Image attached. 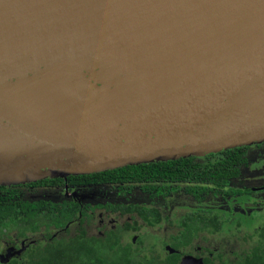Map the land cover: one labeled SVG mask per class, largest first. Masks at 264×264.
<instances>
[{"label":"water","instance_id":"obj_1","mask_svg":"<svg viewBox=\"0 0 264 264\" xmlns=\"http://www.w3.org/2000/svg\"><path fill=\"white\" fill-rule=\"evenodd\" d=\"M263 142L264 0H0V186Z\"/></svg>","mask_w":264,"mask_h":264},{"label":"trees","instance_id":"obj_2","mask_svg":"<svg viewBox=\"0 0 264 264\" xmlns=\"http://www.w3.org/2000/svg\"><path fill=\"white\" fill-rule=\"evenodd\" d=\"M250 148L241 146L205 156L125 165L99 172L69 175L64 179L46 178L0 186V246L1 240H12L14 235L31 239L21 253L24 264H176L177 254L174 253H138L122 249L103 251L97 243L98 239L55 240L46 245L32 242L30 232L36 234V239L48 237L53 228L59 225L58 216L64 214L55 207H48L49 202H29L27 197L41 189L61 186L63 181L72 185L107 183L119 189L120 193L138 186L150 196H165L181 190L196 200L221 191L225 197L248 191L230 184L231 180L239 177L240 167L247 164L246 154ZM187 215L183 223L185 230L202 227L206 230L213 223L210 211H194ZM225 221L223 218L216 224L221 225ZM246 245L223 261L212 256L205 257L203 264H264V236H258L252 244L250 241Z\"/></svg>","mask_w":264,"mask_h":264},{"label":"flooded vegetation","instance_id":"obj_3","mask_svg":"<svg viewBox=\"0 0 264 264\" xmlns=\"http://www.w3.org/2000/svg\"><path fill=\"white\" fill-rule=\"evenodd\" d=\"M248 147L260 149L264 148V142L259 144H252ZM218 153V152H217ZM215 154V153H209ZM208 155V154H206ZM205 156V155H204ZM247 164L240 167L239 177L231 180L230 186H234L240 190H246L242 193L234 195H223V191L216 194H209L202 200H196L189 194L179 190L170 195L165 196H150L142 192L138 186H132L124 189L120 193L119 189L107 183H80L76 185L68 184L66 181L62 182L61 186L50 187L49 189H41L35 193L29 194L27 200L29 202L43 201L49 202L48 207H55L64 215L59 217V225L53 228V231L48 237L41 236L35 238V233L29 234L33 239L32 242L46 245L55 240L68 242L73 238L82 239H98V245H101L103 251L124 250L138 253H174L177 254V263L183 255H194L196 258L203 259L205 257H215L223 261L226 257L222 251L210 244L213 236L219 235L223 230V225L228 221L229 216L224 215L222 209V201L228 200L230 197L239 195H250L256 192L264 191V184L258 186L238 185L243 177V169H246L249 163L248 155L246 154ZM59 192L68 193L71 196L50 197L44 196L45 192ZM101 191L110 194V197H102L94 201H78L72 197L73 194L80 192ZM41 194V195H40ZM139 194L144 199L134 200L133 195ZM175 196H183L189 202H185L189 207L181 210L174 220L168 216L170 209L169 200H175ZM251 206H257L264 203V199L255 200L251 195ZM219 200L220 204H216V209L213 204L207 203L211 198ZM173 202V201H172ZM192 205V207H190ZM221 206L218 210V206ZM43 207V206H42ZM47 209L46 207H43ZM56 210V211H57ZM197 211H210L213 223L209 229H195L192 231L185 230L184 221L187 214ZM225 219L224 223L217 225L216 222ZM163 222L164 228L168 231L162 236H158L153 231L159 227ZM252 222L251 244L258 236H264V215L260 219ZM193 232V233H192ZM40 235V234H39ZM209 237V238H208ZM12 240H1L0 246V264H24L21 261V253L25 249V245L31 239L24 237L12 236ZM32 244V243H30ZM24 248V249H23ZM12 260H19L13 261Z\"/></svg>","mask_w":264,"mask_h":264},{"label":"rangeland","instance_id":"obj_4","mask_svg":"<svg viewBox=\"0 0 264 264\" xmlns=\"http://www.w3.org/2000/svg\"><path fill=\"white\" fill-rule=\"evenodd\" d=\"M249 163L246 169H243V177L238 185H248V186H258L264 184V148L255 149L250 148L247 152ZM41 195V194H40ZM44 196L50 197H60L66 196L69 197L71 194L68 193H59V192H45ZM255 200L264 199V191L256 192L250 195H239L232 196L226 201H222V209L224 215L229 216L228 221L223 225V230L219 235L213 236L210 240L211 246L213 245L214 249L222 251L224 256H233L234 252L241 250L243 247L247 246V242L252 240L249 234L251 233L252 222L254 225L255 219H260L264 215V203L251 206L252 196ZM110 197V194H106L101 191H92V192H80L73 194L72 197L78 201H94L102 197ZM211 198L207 203L213 204V208L216 209L215 205L220 204L219 200ZM132 199L138 201L144 199L143 196L139 194L133 195ZM175 200H169L170 209L167 211L168 216L171 220H174L177 217L181 210L188 208L189 206L185 203L188 202L185 197L175 196ZM145 201V199L143 200ZM173 201V202H172ZM189 203V202H188ZM192 207V205L190 206ZM221 206H218L220 210ZM163 222L159 224V227L153 232L157 233L158 236L165 234L168 229L162 227ZM209 238V237H208Z\"/></svg>","mask_w":264,"mask_h":264}]
</instances>
